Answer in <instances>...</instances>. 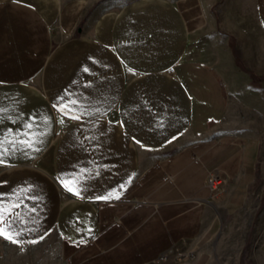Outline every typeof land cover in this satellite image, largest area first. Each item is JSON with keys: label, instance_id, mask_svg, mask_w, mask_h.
Wrapping results in <instances>:
<instances>
[{"label": "crops", "instance_id": "1", "mask_svg": "<svg viewBox=\"0 0 264 264\" xmlns=\"http://www.w3.org/2000/svg\"><path fill=\"white\" fill-rule=\"evenodd\" d=\"M251 17L264 0H0V264H199L233 214L264 264Z\"/></svg>", "mask_w": 264, "mask_h": 264}, {"label": "rangeland", "instance_id": "2", "mask_svg": "<svg viewBox=\"0 0 264 264\" xmlns=\"http://www.w3.org/2000/svg\"><path fill=\"white\" fill-rule=\"evenodd\" d=\"M250 11H248L249 13ZM250 14V13H249ZM250 24L252 28L256 30L257 40L262 41L264 50V28L259 24L257 18L251 17ZM249 24V27L251 26ZM242 107L251 106L250 109L256 107L257 120H263L264 113L263 109H260L261 101L263 100L264 90L258 84L249 82V79L244 80L242 78ZM243 96H246L244 100ZM264 115V114H263ZM262 203H264V196L262 197ZM264 226V224H263ZM262 226V228H263ZM254 231L249 229V224L239 214H233L229 218H225L224 228L219 229L214 235L213 239L204 246V256L199 264H259V259L255 256V250L257 249L254 242L249 243L247 247V253L242 256V243L248 239V233ZM259 233L264 231L263 229L258 230ZM258 233V234H259ZM258 256H261L258 254ZM178 263L190 264L185 259ZM158 264H175V262L166 260Z\"/></svg>", "mask_w": 264, "mask_h": 264}, {"label": "snow or ice", "instance_id": "3", "mask_svg": "<svg viewBox=\"0 0 264 264\" xmlns=\"http://www.w3.org/2000/svg\"><path fill=\"white\" fill-rule=\"evenodd\" d=\"M72 103L74 104L75 101H73ZM64 107H66V106H64V105L61 106L62 110H63ZM73 118L78 119L79 117H73ZM28 127L31 128V125H29ZM21 142H22V143H25L28 147H32V142H31V140H28V141H21ZM63 182H64V181H62V183H63ZM73 182H74V183L76 182V181H75V178H74V181H73ZM66 186H67V185H66ZM69 190H75V189L70 188ZM76 194L79 195L78 190H76ZM113 195H115L116 198H118V194L109 193L108 196H105V197H98V199H108V198L112 197ZM0 225H2V226H0V235H5V238H7V239H11L12 242H16L10 234H6V230L11 228V224L5 222V217H4V215H3L2 213H0ZM17 235H19V233H17Z\"/></svg>", "mask_w": 264, "mask_h": 264}, {"label": "built area", "instance_id": "4", "mask_svg": "<svg viewBox=\"0 0 264 264\" xmlns=\"http://www.w3.org/2000/svg\"><path fill=\"white\" fill-rule=\"evenodd\" d=\"M224 183V178L219 176L217 173L210 172L208 174V186L212 192L217 191L218 187ZM160 261L166 259V254L160 256Z\"/></svg>", "mask_w": 264, "mask_h": 264}]
</instances>
